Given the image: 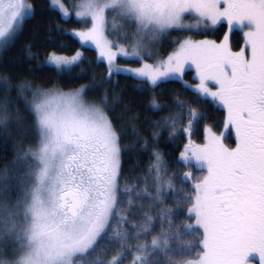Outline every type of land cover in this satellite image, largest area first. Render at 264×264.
I'll return each instance as SVG.
<instances>
[{"label":"snow or ice","instance_id":"6c2138e0","mask_svg":"<svg viewBox=\"0 0 264 264\" xmlns=\"http://www.w3.org/2000/svg\"><path fill=\"white\" fill-rule=\"evenodd\" d=\"M49 4L66 19L72 15L69 8L75 10L76 20L87 30L73 35L82 46L95 47L109 76L118 57L132 62L159 57L173 31L207 34L226 25L219 43L178 36L167 41L175 47L166 58L115 69L152 92L161 83L179 82L197 103L210 98L226 112L224 131L216 135L205 127V142L194 144V125L205 114L188 108L185 117V102L179 95L174 98L176 114L157 124L175 130L188 120L178 133L189 137L179 165L194 166L203 175L175 200L176 209H157L167 231L162 229L150 243L133 244L151 235L156 217L146 212L139 224L132 225L138 229L133 232L127 227L131 217L120 211V205L127 197L131 211L134 199L148 200L150 212L164 203L174 185L171 179L164 180L163 154L152 152L143 188L134 184L121 189L120 137L104 106L84 99L86 86L64 92L56 85L32 90L21 83L20 94L32 91L25 104L36 143L17 151L0 168V264H123L129 256L131 264H252L257 257L258 264H264V0H75L67 5L49 0ZM34 8L32 0H0V48L22 30ZM234 30L242 32L238 51L230 45ZM109 36H122L126 44L113 43ZM81 58L79 51L71 58L50 53L45 65L60 74ZM192 69L198 79L194 85L183 79ZM0 80L10 91L8 78ZM9 103L7 96L0 98V128L6 129L13 120ZM150 105L153 110L161 108L156 97ZM233 134L235 147H228L225 140ZM149 177L156 185L154 192L147 187ZM192 179L191 172H185L181 184ZM13 194L15 200L10 198ZM185 204L187 219L193 222L173 234L172 220ZM176 241H181L179 246ZM186 256L192 258H182Z\"/></svg>","mask_w":264,"mask_h":264},{"label":"trees","instance_id":"16d2710c","mask_svg":"<svg viewBox=\"0 0 264 264\" xmlns=\"http://www.w3.org/2000/svg\"><path fill=\"white\" fill-rule=\"evenodd\" d=\"M70 0H63L67 5ZM34 4V14L26 18L22 30H20L13 41L0 53V77H7V84L11 85V90L6 91L4 82L0 80V98L7 96L11 106L18 108L22 113H26L27 119L31 116L24 109L23 101L16 100V88L21 83L31 85L32 90L36 86L50 88L56 85L60 90L68 92L86 86L83 97L89 103L104 106L114 129L120 137V146L124 149L122 153L120 188L137 185V188L145 186V176L147 175V166L150 162L151 154L154 150L163 154L167 167V174L164 180L167 183L171 177L176 179L183 192L176 194L174 190L165 194L164 203H157L156 207L150 212L148 210V200L135 199L132 203L131 211L127 212L131 219L129 223L139 224L141 218L148 214L156 217L151 235L141 236L135 243H150L153 236L157 235L162 229L168 230L167 223L161 225L157 209L163 208L176 209V199H180L190 190L188 185L181 184V177L185 172H189L188 166L179 165V154L185 144L188 143L187 134H178L188 125V120L178 124L176 129L158 125L157 122L169 115H175L176 109L173 107L174 98H179L185 102L186 110L182 115H188V108H196L199 112L204 113L203 119L194 125V131L191 140L194 144H202L204 141V129L210 127L213 132H219L224 123V111L214 105L211 101L197 103V97L188 92L179 82L161 83L159 87L152 92L146 85H141L138 80L122 74L108 75V70L103 62L97 60L94 50L81 45L79 40L72 35L73 31H81L86 26L83 23L73 19L64 18L58 11L50 7L49 0H32ZM214 33L195 34V33H178L180 38L191 36L194 39L212 38L220 41L226 32V26L220 25ZM239 32L234 31L230 40L233 48H239ZM177 33H172L164 42L160 55L165 58L172 51V44L167 41L176 37ZM177 36V37H178ZM79 51L82 53L81 61L70 67V70L58 74L54 67L46 66L45 60L50 53L70 57ZM120 64H129L139 66V62L118 60ZM184 81L189 84H196L192 71H186L183 77ZM29 93H23L27 96ZM156 97L161 104L160 110H153L150 101ZM154 133H159L154 136ZM170 136L172 137L170 139ZM147 141V147H145ZM16 142V141H14ZM14 142L7 140L2 134L0 128V168L11 162L14 158ZM226 143L233 147L234 141L228 138ZM11 167L9 168V170ZM196 170L195 168H193ZM197 171V170H196ZM154 175V173H153ZM137 183V184H136ZM147 187L150 192L155 191L156 185L148 178ZM143 207V210L141 208ZM181 211L172 220V231L175 234L183 225L190 222L187 219L188 205H182ZM127 227L133 232L132 226ZM181 241H176L179 246ZM190 259L192 257H182ZM131 256L124 260L123 264H131Z\"/></svg>","mask_w":264,"mask_h":264},{"label":"rangeland","instance_id":"374dc122","mask_svg":"<svg viewBox=\"0 0 264 264\" xmlns=\"http://www.w3.org/2000/svg\"><path fill=\"white\" fill-rule=\"evenodd\" d=\"M70 2H75V0H70L69 1V3ZM53 8V7H52ZM53 9H55L56 11H58L59 12V10H58V8H53ZM69 11H70V13H72V15H71V17L70 18H73V19H75L76 20V18H75V10L74 9H72V8H69ZM60 13V12H59ZM186 23H188V22H190V21H188V20H186L185 21ZM81 23V22H80ZM88 26H90V24L88 25ZM219 25H217L215 28H212V29H209L208 31H207V33H210V34H212V33H214L213 31H215L216 30V28L218 27ZM82 30H87V27H85L84 29H82ZM226 31H227V28H226ZM234 31H239V30H234ZM75 31H73L72 32V35H73V33H74ZM172 33H177L176 34V37H172L171 38V40L172 39H175V38H177V36L179 35L178 33H180V32H176V31H173ZM187 33V32H186ZM239 34V48L241 47V44H242V41L240 40V32L238 33ZM74 36V35H73ZM77 39H78V37H76ZM192 38V37H191ZM222 38H223V36H222ZM222 38H221V40H222ZM14 39V38H13ZM109 39H110V41H112L113 43H118V44H122V45H125L126 44V42L123 40V37L121 36L119 39H117V37H115V36H109ZM192 39H194V38H192ZM203 39H209V40H214V39H212V38H203ZM79 40V39H78ZM195 40H201V39H195ZM220 40V41H221ZM13 41V40H12ZM11 41V42H12ZM170 41V40H169ZM217 43H219L220 41H217V40H215ZM10 42V43H11ZM9 43V44H10ZM243 45V44H242ZM84 47H87V48H90V49H92V50H94L95 51V53H96V55H97V57H98V52L95 50V47L94 46H91V47H88V46H84ZM175 46H173V48H174ZM4 48H0V53L2 52V50H3ZM114 50H116V49H114ZM172 51H173V49H172ZM172 51H170L169 53H168V55L172 52ZM167 55V56H168ZM166 56V57H167ZM72 56H70L69 58H71ZM165 57V58H166ZM159 58H162L161 57V55H159V57H157V56H153L151 59H145V60H142V61H139V66H132V65H129V64H120V63H118V60H124V61H131V59L130 58H125V57H118L117 58V60L115 61V67H114V69H113V72H112V74H122V75H126V76H130L127 72H124V71H121V72H117L115 69L118 67V68H120V69H130V68H137V67H140V66H142V64L143 63H155V62H157L158 61V59ZM47 60V59H46ZM45 60V61H46ZM105 65H106V67H107V70H108V66H107V63L106 62H103ZM51 67H54V66H51ZM71 67V66H70ZM187 71H192L193 72V78L197 81V83H198V79L196 78V73H195V70L194 69H192V70H187ZM131 77V76H130ZM209 87L214 91L215 90V86L214 85H212V83L211 82H209ZM26 92H28L29 94L27 95V96H24L23 94H20L19 93V91H18V88H16V93H17V96H16V100L18 101H20V98H21V100L23 101V104L25 105L24 106V109H25V111L28 113V115L29 116H31V114L29 113V111L27 110V107H26V104H25V100H28V101H30L31 99H32V91H26ZM25 92V93H26ZM24 93V94H25ZM209 101H211L210 100V98L208 99ZM212 102V101H211ZM214 105H216L217 107H219L220 109H222L221 108V106H219L218 104H216V103H214V102H212ZM9 106H11V104L9 103ZM10 108L11 107H9V112L12 114V117H13V120H12V122L8 125V127L6 128V129H4V128H2V134H3V136H5L6 137V139L7 140H11L12 142H14V141H16V142H14V145H13V148H11L12 150H14V154L17 152V151H19L20 149H22V148H26L29 144H35L36 143V140H35V133L33 132V130H32V127H31V125H32V116H31V120H28L27 119V116H26V113H22V111L21 110H19L18 108H14V107H12V111L10 110ZM17 109L19 110V116H20V121L19 122H17L16 121V111H17ZM223 110V109H222ZM224 111V110H223ZM224 115H225V118H226V112L224 111ZM225 118H224V121H225ZM224 131V123H223V127L221 128V130L219 131V132H213L214 134H216V135H220L222 132ZM228 138H232V140L234 141V145H233V147H235V136H234V134L233 135H231V136H229ZM227 138V139H228ZM226 139V140H227ZM226 140H225V144H226V146H228V147H231V146H229L227 143H226ZM205 141H203V143H204ZM202 143V144H203ZM185 147V146H184ZM184 147H183V149H184ZM183 149H182V151H183ZM181 151V152H182ZM189 155H190V153H189ZM179 157H180V154H179ZM189 167V172H191V174H192V177H193V179L192 180H190L189 181V183L190 184H193V183H195L196 182V180L199 178V177H201L202 175H203V173L202 172H200V171H196V170H194L193 168H195L194 166H188ZM196 169V168H195ZM10 172L11 171H13V169L11 168L10 170H9ZM184 176V175H183ZM170 179H171V183L174 185V188H173V190H174V192H176V194H180V193H182L183 192V189L180 187V184H179V182L176 180V179H174V178H172L171 177V174H170ZM12 200H15V194H13L11 197H10ZM135 200V199H134ZM134 200H133V202H134ZM132 202V203H133ZM127 207H128V205H127V197H125V203H123V204H121L120 205V211L121 212H126L127 211ZM158 216H159V214H158ZM193 221L192 220H190V222L189 223H192ZM129 226H132V224L131 223H129ZM180 244V243H179ZM183 259H185V258H183ZM252 264H258V257L255 259V260H253L252 261Z\"/></svg>","mask_w":264,"mask_h":264},{"label":"flooded vegetation","instance_id":"af4514ba","mask_svg":"<svg viewBox=\"0 0 264 264\" xmlns=\"http://www.w3.org/2000/svg\"><path fill=\"white\" fill-rule=\"evenodd\" d=\"M219 26H220V25H219ZM219 26H218V27H219ZM225 26H226V25H225ZM238 32H240V31H238ZM240 34H241V35H240V40L242 41V44H243L242 32H240ZM242 44H241V46H242ZM230 45H231L233 51H238V50L240 49V48H238V49H234L231 40H230Z\"/></svg>","mask_w":264,"mask_h":264},{"label":"bare ground","instance_id":"6f19581e","mask_svg":"<svg viewBox=\"0 0 264 264\" xmlns=\"http://www.w3.org/2000/svg\"><path fill=\"white\" fill-rule=\"evenodd\" d=\"M137 184V183H136Z\"/></svg>","mask_w":264,"mask_h":264}]
</instances>
